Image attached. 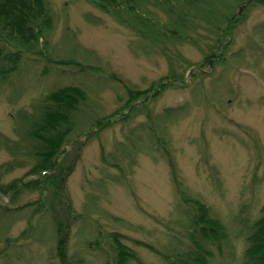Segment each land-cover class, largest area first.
Masks as SVG:
<instances>
[{
    "label": "rangeland",
    "instance_id": "rangeland-1",
    "mask_svg": "<svg viewBox=\"0 0 264 264\" xmlns=\"http://www.w3.org/2000/svg\"><path fill=\"white\" fill-rule=\"evenodd\" d=\"M48 3L55 23L46 43L40 39L34 53L18 49V72L0 79V185H10L6 194L0 189V264H62L56 220L67 221L70 260L112 262L107 233L118 231L144 263L166 264L132 239L167 253L188 247L173 176L228 230L221 253L212 248L213 262L243 264L247 229L264 203V5L242 12L222 62L203 60L213 42L203 25L201 49L171 47L192 65L174 58L179 81L153 97L169 71L164 56L86 0ZM69 84L82 86L87 98L57 158L70 168L66 195H53L41 182L52 172H30L37 157L28 152L25 118ZM17 179L28 184L18 194L10 184Z\"/></svg>",
    "mask_w": 264,
    "mask_h": 264
},
{
    "label": "trees",
    "instance_id": "trees-1",
    "mask_svg": "<svg viewBox=\"0 0 264 264\" xmlns=\"http://www.w3.org/2000/svg\"><path fill=\"white\" fill-rule=\"evenodd\" d=\"M86 1L110 15L168 60L169 71L163 76V81L159 82V90L155 89L153 97L160 94L167 85L179 81V73L175 71L171 62L174 58L184 62L187 67L192 65L178 51L174 54L171 47L188 43L201 49L202 34L199 33L198 28L203 25L211 34L209 36L213 41L203 60L211 61L212 64L216 60L222 62L224 48L229 43L227 37L232 38L235 26L243 19L242 12L245 13L257 4L264 5V0ZM54 23V12L48 0H0V79L18 72L21 61V52L18 49L24 48L34 53V48L40 39L46 43L47 33L53 28ZM9 45L15 49L10 48ZM218 47L219 49L215 50ZM216 51H219V55H216ZM212 57L216 60L212 61ZM64 62L69 64L71 60H59L61 64ZM115 77L118 79V76ZM143 97L148 101L151 98L148 94ZM86 98V90L82 86L64 85L46 94L36 108V112L31 116L26 115L24 137L29 142L28 152L33 154V157H37L36 162L30 167V172L39 171L40 174L45 170L51 171L52 173L45 175L41 182L51 186L53 195L58 194L59 191L66 195L65 180L70 168L69 166L60 167L57 158L63 152L61 147L65 138L72 132L76 123V113L81 104L85 103ZM145 106L143 105L142 108ZM127 108L131 113L135 106H127ZM179 109V106L166 108L163 116L169 118L170 115L177 114ZM161 147L168 153L165 141H161ZM168 162L173 169L174 163L170 158ZM45 173L42 172V174ZM173 178L183 205L181 216L184 221L181 220L189 241L188 247L167 253L141 240L132 239V241L157 253L166 264H215L212 248L217 246L221 253L219 244L227 240L228 230L201 197L187 193L176 176ZM31 182L34 183L35 188L39 185L38 179ZM10 184L16 186L18 194V191L27 183L17 179ZM9 187L10 185L7 189H3L0 185V189L5 194ZM14 201L11 199V202ZM63 206L69 209V201L67 200L65 204L63 202ZM258 214L247 229L243 264H264V203L259 208ZM112 218L117 220V217ZM66 223L63 220H56L57 257L62 264H87L82 258L71 260L68 258L66 243L70 231L69 228L66 229L68 227ZM107 236L110 237L112 244L110 250H113L114 256L112 262L107 260L105 264H131L132 262L147 264L140 259L135 249L122 241L125 235L114 231L107 233Z\"/></svg>",
    "mask_w": 264,
    "mask_h": 264
}]
</instances>
